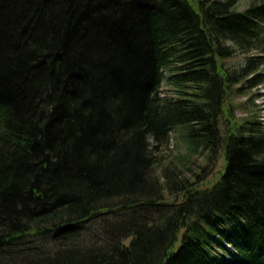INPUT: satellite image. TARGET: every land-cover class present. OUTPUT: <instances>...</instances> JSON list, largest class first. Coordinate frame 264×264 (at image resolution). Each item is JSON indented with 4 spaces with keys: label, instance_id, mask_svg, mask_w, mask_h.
<instances>
[{
    "label": "trees",
    "instance_id": "16d2710c",
    "mask_svg": "<svg viewBox=\"0 0 264 264\" xmlns=\"http://www.w3.org/2000/svg\"><path fill=\"white\" fill-rule=\"evenodd\" d=\"M232 46L264 52V0H0V264L43 241L40 264H264L253 118L226 119L209 187L164 195L155 175L176 128L211 155Z\"/></svg>",
    "mask_w": 264,
    "mask_h": 264
},
{
    "label": "rangeland",
    "instance_id": "374dc122",
    "mask_svg": "<svg viewBox=\"0 0 264 264\" xmlns=\"http://www.w3.org/2000/svg\"><path fill=\"white\" fill-rule=\"evenodd\" d=\"M261 0H233L236 10H243L252 3ZM230 56L223 59V67L233 75L231 81V92L223 105V112L219 113L217 122V131L213 139V151L208 155L205 149L194 150L184 140V137L177 128L168 133V138L162 143H155L152 148L155 158V175L161 185L163 194L167 195L169 190L178 188L185 183H192L195 187H209L217 178L218 170L222 165L221 145L224 131L229 127L230 116L236 120L253 118L260 128L264 129V52L251 51L242 53L232 46ZM261 55L255 57L253 66L246 64L247 56ZM161 96L176 98L181 93L177 91L178 87L165 80L160 88ZM186 98H193L194 87L185 85L182 88ZM231 102V105L229 104ZM229 106V107H228ZM229 109V112L227 111ZM231 111V112H230ZM218 135L220 138H218ZM182 198L179 191H172L170 198L177 202ZM155 218V215H152ZM156 220V218H155ZM157 221V220H156ZM30 245L37 247V252L25 256L27 252H21L15 260L24 264L47 263L49 260L52 246L49 242H38ZM41 263V264H42Z\"/></svg>",
    "mask_w": 264,
    "mask_h": 264
}]
</instances>
